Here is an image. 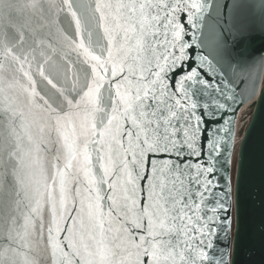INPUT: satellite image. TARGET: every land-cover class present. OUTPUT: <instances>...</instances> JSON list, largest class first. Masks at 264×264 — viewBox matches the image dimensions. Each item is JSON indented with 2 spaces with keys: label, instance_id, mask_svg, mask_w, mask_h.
Returning a JSON list of instances; mask_svg holds the SVG:
<instances>
[{
  "label": "snow or ice",
  "instance_id": "6c2138e0",
  "mask_svg": "<svg viewBox=\"0 0 264 264\" xmlns=\"http://www.w3.org/2000/svg\"><path fill=\"white\" fill-rule=\"evenodd\" d=\"M205 7L0 0V264H231L249 70L191 66Z\"/></svg>",
  "mask_w": 264,
  "mask_h": 264
},
{
  "label": "water",
  "instance_id": "95a60500",
  "mask_svg": "<svg viewBox=\"0 0 264 264\" xmlns=\"http://www.w3.org/2000/svg\"><path fill=\"white\" fill-rule=\"evenodd\" d=\"M205 3L195 35L190 34L187 16L182 14L181 22L189 33L185 39L194 41L189 52L191 66H196L195 58L202 54L217 71L232 75L249 70L245 82L233 86L242 103L235 110L229 156L230 260L231 264H264V64L257 66L264 58V0H205ZM247 103L249 120L244 128L237 130L239 110ZM241 140H244L243 159L237 193Z\"/></svg>",
  "mask_w": 264,
  "mask_h": 264
},
{
  "label": "rangeland",
  "instance_id": "374dc122",
  "mask_svg": "<svg viewBox=\"0 0 264 264\" xmlns=\"http://www.w3.org/2000/svg\"><path fill=\"white\" fill-rule=\"evenodd\" d=\"M250 117V112L247 109L246 111H244L240 117V126L238 127L237 130H241L242 128H244V125L247 123V121L249 120ZM234 160H235V156L233 158V164H234Z\"/></svg>",
  "mask_w": 264,
  "mask_h": 264
},
{
  "label": "built area",
  "instance_id": "2783aa9c",
  "mask_svg": "<svg viewBox=\"0 0 264 264\" xmlns=\"http://www.w3.org/2000/svg\"><path fill=\"white\" fill-rule=\"evenodd\" d=\"M249 110V112H250V107H249V103H247L243 108H241L240 110H239V113H238V119H237V129H238V127L240 126V117H241V115H242V113L244 112V111H246V110Z\"/></svg>",
  "mask_w": 264,
  "mask_h": 264
}]
</instances>
